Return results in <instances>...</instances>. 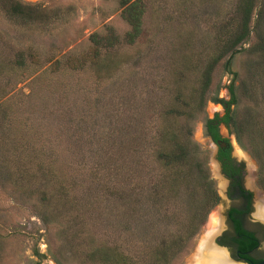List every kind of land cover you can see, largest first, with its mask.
<instances>
[{
	"label": "rangeland",
	"instance_id": "rangeland-1",
	"mask_svg": "<svg viewBox=\"0 0 264 264\" xmlns=\"http://www.w3.org/2000/svg\"><path fill=\"white\" fill-rule=\"evenodd\" d=\"M9 1L0 0V264H81L85 246L99 242L144 253L187 211L180 192L166 196L158 189L155 195L163 198L150 197L162 172L154 158L155 133L172 98L174 61L183 53L196 63L202 60L214 40L224 38L219 28L233 20L237 0H143L142 31L124 46L128 60L109 76L96 75L90 67L89 34L103 33L106 25L124 32L118 0H19L33 4L34 12L40 8L32 19L6 14ZM185 39L189 47L180 44ZM253 39L250 32L243 46ZM249 56L245 49L224 54L212 88L218 85L217 96L227 98L234 72L232 116L248 107L264 127L263 85L249 88L252 79L247 86L239 80ZM226 59L231 72L223 67ZM194 76L195 70L186 78L193 83ZM203 110V117H210L223 107L207 99ZM202 120L193 122L191 135L206 151L219 199L176 264H204L199 246L211 229V216L222 219L230 203ZM233 130L234 125L219 124L231 154L243 163L242 182L253 193L250 214L255 218L264 188L257 182L254 156ZM3 172L12 179L19 172L34 178L19 188L1 180ZM56 185L67 190L62 200L54 201L60 194ZM40 192L49 201L42 204ZM66 223L78 230L72 246L57 233Z\"/></svg>",
	"mask_w": 264,
	"mask_h": 264
},
{
	"label": "trees",
	"instance_id": "trees-1",
	"mask_svg": "<svg viewBox=\"0 0 264 264\" xmlns=\"http://www.w3.org/2000/svg\"><path fill=\"white\" fill-rule=\"evenodd\" d=\"M118 4L121 6L120 17L127 24L124 32L119 34L110 25H106L103 33L91 32L89 34V41L93 47L90 67L99 76L111 75L118 66L128 60L124 46L134 43L142 31L144 1L118 0ZM30 6L34 5L19 0H10L3 10L15 18L32 19L33 15H39L40 8L35 7L37 12H34ZM262 10H264V0H237L233 7V20L224 22L219 28V31L225 34L224 38L215 39L210 51L202 60L198 59L196 63V60L189 57L190 55L183 53L174 61L175 77L172 98L161 111V122L155 133L154 158L162 172L160 179L154 184L155 189L152 190L150 197H159L155 195L158 189L162 190L161 195L166 196L177 192L182 193L187 205L183 219L177 222L173 230L148 245L142 254L128 253L115 244L89 243L82 251L81 264H176L181 259L188 250L191 239L205 220L209 209L219 199L207 168L206 151L191 135L193 122L199 117L203 119L204 132L209 134L213 141L219 138L216 126L218 121L227 127L234 125L233 131L236 137L244 141L255 158L257 182L264 188V127L256 122L248 107L241 110L237 116H232L231 105L236 102L232 83L235 73L229 70V59L223 63L225 71L233 74L226 86L227 98L217 96L218 85L212 88V75L219 59L226 53L232 55L236 51L245 49L250 56L245 60L247 66L243 69V76L239 78L240 83L245 82L247 86L248 80L252 79L249 88L259 83L263 85L261 89L264 91V22L260 20ZM253 12L255 16L250 23ZM250 32H253L254 39L247 47H244L243 43L248 39ZM189 43V40L185 39L180 44L189 47ZM194 70L195 76L191 83L186 75ZM207 99L221 103L223 107L221 115L214 112L210 117H203L204 104ZM216 157L221 162L222 171L232 179L231 185L239 193L249 197L250 192L241 185L238 166L230 162L229 147H218ZM46 171L45 175L54 177L53 171ZM15 174V179H12L9 172H3L1 180L9 179L11 183L16 182L17 187L20 188L26 186L34 178L33 175L29 177L22 172ZM55 190L60 194L54 201L62 200L67 193L66 188L61 185L59 187L56 185ZM40 194L39 199L42 204L49 201L46 193L40 192ZM68 207L69 203L67 208H61L60 211L67 210ZM60 211L55 210V213L61 214ZM42 216L43 219H47L43 214ZM72 220L74 223L71 225L75 227L77 221L74 218ZM70 227L67 223L62 227L59 225L57 233L63 240L70 241L71 244H69L72 246V240L78 230L68 229ZM254 243L252 239L238 244V248L244 250ZM34 264L39 263L36 261Z\"/></svg>",
	"mask_w": 264,
	"mask_h": 264
},
{
	"label": "flooded vegetation",
	"instance_id": "flooded-vegetation-1",
	"mask_svg": "<svg viewBox=\"0 0 264 264\" xmlns=\"http://www.w3.org/2000/svg\"><path fill=\"white\" fill-rule=\"evenodd\" d=\"M222 112L217 113L221 115ZM220 123L222 122L218 121L216 123L219 138L214 141L216 143L214 158L218 162L219 171L227 181L226 195L229 198L230 203L222 210V229L220 228V230L213 237V241L222 247L219 248L213 243L211 246L216 248L218 251H222L224 249L228 256L249 264L250 262H255L261 258H264V222L261 218L256 216V213L255 216H253L255 218L251 217L250 212L252 209L253 193L249 188H246L243 185V163L237 160L231 154L228 138L219 132ZM205 134L211 139L209 134ZM220 142H224V144L220 145ZM218 147H229V156L231 158L230 162L232 165L238 166L241 185L244 189L250 192L249 197L239 193L237 189L231 185L232 179L222 171L221 162L216 157ZM252 239L255 241L252 246L244 250L238 248V244L250 241Z\"/></svg>",
	"mask_w": 264,
	"mask_h": 264
},
{
	"label": "bare ground",
	"instance_id": "bare-ground-1",
	"mask_svg": "<svg viewBox=\"0 0 264 264\" xmlns=\"http://www.w3.org/2000/svg\"><path fill=\"white\" fill-rule=\"evenodd\" d=\"M257 203V211H256V216L261 218L264 222V199L259 198ZM214 215V214H213ZM211 216L210 223L211 229L208 230L205 234V238L201 240L200 246H199V251L202 254V259L204 264H240L238 262H233L228 258L227 252L224 251H218L216 248H213L209 244L211 241V236L219 230L221 227V220L219 216ZM221 220V222H220ZM222 229V227H221ZM212 244V243H211ZM220 248V247H219Z\"/></svg>",
	"mask_w": 264,
	"mask_h": 264
},
{
	"label": "water",
	"instance_id": "water-1",
	"mask_svg": "<svg viewBox=\"0 0 264 264\" xmlns=\"http://www.w3.org/2000/svg\"><path fill=\"white\" fill-rule=\"evenodd\" d=\"M209 140L213 143V146H214V147H213V150H212V153H211V158H212L213 162H214V163L217 165V167H218V162H217L216 159L214 158V151H215V148H216V143H215L212 139H210V138H209ZM223 144H224V142H220V145H223ZM218 168H219V167H218ZM219 173H220L221 176L224 178V176L222 175V173H221L220 171H219ZM212 243H213L214 245L218 246V247H222L221 245L215 243L213 240H212ZM228 258H229L231 261H233V262H238V263H240V264H248V263L243 262V261H241V260L234 259V258H232V257H230V256H228ZM249 264H264V258H261V259L255 261V262H250Z\"/></svg>",
	"mask_w": 264,
	"mask_h": 264
}]
</instances>
